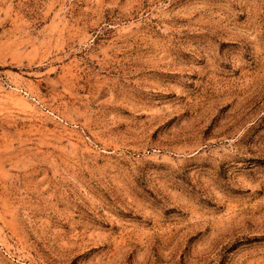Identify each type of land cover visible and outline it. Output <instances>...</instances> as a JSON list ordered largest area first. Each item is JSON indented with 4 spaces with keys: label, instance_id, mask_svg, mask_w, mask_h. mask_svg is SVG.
Segmentation results:
<instances>
[{
    "label": "rangeland",
    "instance_id": "1",
    "mask_svg": "<svg viewBox=\"0 0 264 264\" xmlns=\"http://www.w3.org/2000/svg\"><path fill=\"white\" fill-rule=\"evenodd\" d=\"M0 264H264V0H0Z\"/></svg>",
    "mask_w": 264,
    "mask_h": 264
}]
</instances>
